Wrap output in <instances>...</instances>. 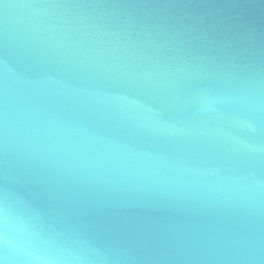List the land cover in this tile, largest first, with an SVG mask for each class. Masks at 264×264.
<instances>
[{
	"label": "water",
	"instance_id": "water-1",
	"mask_svg": "<svg viewBox=\"0 0 264 264\" xmlns=\"http://www.w3.org/2000/svg\"><path fill=\"white\" fill-rule=\"evenodd\" d=\"M3 264H264V0H0Z\"/></svg>",
	"mask_w": 264,
	"mask_h": 264
},
{
	"label": "snow or ice",
	"instance_id": "snow-or-ice-1",
	"mask_svg": "<svg viewBox=\"0 0 264 264\" xmlns=\"http://www.w3.org/2000/svg\"><path fill=\"white\" fill-rule=\"evenodd\" d=\"M0 264H3V261H0Z\"/></svg>",
	"mask_w": 264,
	"mask_h": 264
}]
</instances>
